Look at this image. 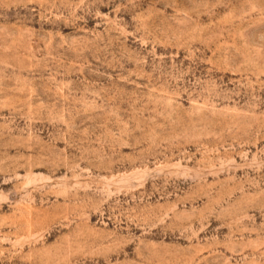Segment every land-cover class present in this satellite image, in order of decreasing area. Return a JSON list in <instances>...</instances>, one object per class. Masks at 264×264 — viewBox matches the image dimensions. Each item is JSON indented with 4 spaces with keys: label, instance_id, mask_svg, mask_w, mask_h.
I'll return each mask as SVG.
<instances>
[{
    "label": "rangeland",
    "instance_id": "rangeland-1",
    "mask_svg": "<svg viewBox=\"0 0 264 264\" xmlns=\"http://www.w3.org/2000/svg\"><path fill=\"white\" fill-rule=\"evenodd\" d=\"M0 264H264V0H0Z\"/></svg>",
    "mask_w": 264,
    "mask_h": 264
}]
</instances>
